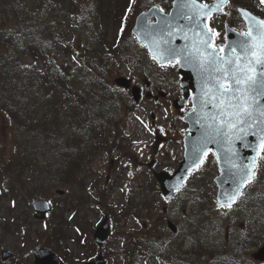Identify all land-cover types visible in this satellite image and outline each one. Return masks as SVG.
I'll return each mask as SVG.
<instances>
[{"label":"trees","instance_id":"1","mask_svg":"<svg viewBox=\"0 0 264 264\" xmlns=\"http://www.w3.org/2000/svg\"><path fill=\"white\" fill-rule=\"evenodd\" d=\"M116 1L42 0L35 9L23 0H0V118L14 134L13 153L7 160L15 166L10 180L30 195L35 190L48 196L54 188L76 181L82 170L91 171L94 156L112 147L110 141L122 127L127 103L119 89L110 85L108 72L114 69L118 51L132 53L130 28L136 13L150 2L127 0L120 15L121 9L111 12ZM230 4L264 17V4L256 0H230ZM64 20L72 24L70 41L57 26ZM100 31L104 36L110 34L109 42L102 43ZM75 40L85 42L79 53L72 46ZM60 46L76 59L84 58V63L91 61L96 71L93 78L79 76L70 65L58 63L53 51ZM28 56L41 60L45 71L29 63ZM55 83L65 93L63 97H69L66 104L60 103L62 99L52 103L47 90ZM213 158L208 153L195 171L199 175H190L166 204L153 170L141 177L133 193L125 197L122 209L113 213L117 223L133 217L140 222L138 229L120 235L131 254L141 252L160 261L166 246L163 239H168L166 258L170 263L186 256L197 264H227L228 253L245 260L264 243V179L248 185L231 208L218 207L214 185L207 178L214 171ZM255 171L258 173L257 167ZM101 188L95 187L96 198L104 202L106 188ZM170 219L178 222L175 234L167 228ZM241 227L248 228V235ZM177 236L182 240L172 246Z\"/></svg>","mask_w":264,"mask_h":264},{"label":"rangeland","instance_id":"2","mask_svg":"<svg viewBox=\"0 0 264 264\" xmlns=\"http://www.w3.org/2000/svg\"><path fill=\"white\" fill-rule=\"evenodd\" d=\"M23 1L35 9L42 2V0ZM146 1L157 3L160 6V0ZM126 2L127 0H117L114 2L111 8L112 14L119 13L121 9V15ZM66 21L64 20L63 23L57 22V26L60 27L59 29L64 39L70 41L73 29L72 24ZM221 21L222 19H220ZM116 24L118 26L119 22L117 21ZM100 33H102L103 37H100L103 39L102 43H105V41L109 42L110 34L107 32L106 34L104 33V36L103 32L100 31ZM84 44L85 42L80 40L72 42L74 50L78 53ZM54 55L60 63L70 65L79 76L83 75L93 78L94 72H96L93 71V63L91 61L84 63V58H74L70 52L64 49V46L58 47ZM31 58L33 57H29L30 63L32 61ZM35 64L41 70L44 69L41 60ZM158 69L159 66L146 55H143L141 60L136 61V58L132 55L128 53L120 55L119 52L118 56L115 57L114 69L108 72V77L112 84L116 77L124 76L129 79L131 78L133 83L135 82L144 86L146 79L150 80L154 76H160V70ZM56 85V83L54 87L50 85L51 88H48L47 92L54 95L55 102L63 99V102L66 103L69 97H63L65 93L57 90ZM129 97H126L127 101H130L131 97ZM11 130V127H7L4 124L1 117L0 264H32L31 251L34 246L49 247L53 252L61 256L66 264H83L86 260L95 257L98 252V249L93 245L91 233L102 219L104 213L101 215V212L112 213V211L105 207L104 203L103 206L96 203V201L94 204L90 203L93 200L88 197L86 184L91 183L100 172H102L103 178L106 177L109 174V172H106L108 170V163L114 164L111 168L113 172L110 170L107 183L111 182L113 178L117 179L120 171L118 170L119 163L124 166L130 164V166H135L136 168L141 166L146 167L149 163H153L154 167H156L155 170L175 169L182 155L181 141L185 133V126L181 121V116L175 114L172 105L166 99L160 101V97L147 99L144 96L139 102H136L128 116L124 119L121 129L122 133L119 134V138L111 141V151L101 154L97 161L93 163L92 172L96 168L95 173L93 175L88 171L86 173L83 172V175L80 173L75 182L73 181L69 186L63 187V190H65L63 195L54 194L53 191L48 195L49 199H52L57 205L55 206L56 210L52 214H49L46 219L49 233L41 232V228L45 226V223L34 221L31 215L32 208L30 202L33 196V198L38 196V193L33 190L34 192H31V196L29 193V196H25L22 188L10 180V177L13 176L11 173L15 172L14 161L10 163L7 161L13 153L11 144L14 134ZM160 134L167 138L166 142L160 143L158 141ZM258 163V168L261 171L260 177L264 175V160H258ZM217 172L215 169V171L208 174V180L212 181L218 174ZM197 175H199V172H196L193 176ZM16 180L18 182L17 178ZM21 182L22 180L19 181L20 184ZM25 184L31 185L29 182H25ZM62 202H65L66 206L69 203V206L64 209L60 208ZM122 202V193L119 190H114L107 203L110 204L113 210H118ZM174 219H177V217ZM175 223H178L177 220H175ZM74 227L76 229H73ZM138 227L139 223L133 218L123 223H111V235L103 246V254L108 264H144L143 257L139 255L133 258L134 254H131L128 246L120 240V235L123 231L136 230ZM79 230H81L82 234L78 232ZM83 230H86L84 231V235ZM3 250H9L13 255L10 259L2 262L1 252ZM127 256L128 261L125 259ZM131 256L132 258H130ZM150 264L155 263L150 262Z\"/></svg>","mask_w":264,"mask_h":264},{"label":"snow or ice","instance_id":"3","mask_svg":"<svg viewBox=\"0 0 264 264\" xmlns=\"http://www.w3.org/2000/svg\"><path fill=\"white\" fill-rule=\"evenodd\" d=\"M227 3L228 0H217L209 6L197 3V0H183L180 7L187 11L180 15L190 22L187 31L193 33L191 43L179 50L168 47L164 52L168 54V59L176 57L181 66L187 65L197 70L201 82L200 107L203 109L210 104L213 111L199 117L206 122V130L194 148L197 153H203L199 163H194V168L198 170L204 163L211 151L207 147L209 143L226 142L229 145L224 161L236 170L232 175L239 177V186L227 196V203L220 206L231 208L236 199L243 195L241 188L253 182L257 160H264V20L251 17L247 31L239 33L238 40L227 46L215 47L213 39L219 33L211 27L207 30L202 28L201 18L211 17L212 12L221 11ZM261 3L264 4V0ZM243 15L246 18L249 16L247 12ZM164 23L169 29L172 27L167 21ZM187 31L184 35L186 40L190 39ZM168 35L172 36L173 33L169 31ZM153 43L158 46V42ZM158 55L159 52H153L152 58L157 60ZM250 129H255L254 134L258 139L254 149L256 155L246 164H237L236 153L231 148L232 141L242 140Z\"/></svg>","mask_w":264,"mask_h":264},{"label":"water","instance_id":"4","mask_svg":"<svg viewBox=\"0 0 264 264\" xmlns=\"http://www.w3.org/2000/svg\"><path fill=\"white\" fill-rule=\"evenodd\" d=\"M183 0H174L173 8L169 15H164L160 13V10L156 6H152L147 11L141 12L135 20L134 27L132 28V33L139 42H143L150 55L153 52H159L160 55L157 56V61L162 64L166 63L168 60L173 61L175 57L168 59V54L164 52V49L171 47L173 49H183L186 44L191 43V38L193 33L187 31L190 22L187 19L181 18L180 13L186 12V9H182L180 4ZM217 0L212 4L216 3ZM199 3V2H197ZM241 13L242 18L246 22V25L250 22L251 17H255L252 13L245 9H238ZM247 12L249 16L246 18L243 13ZM212 13H220L212 12ZM154 17L155 21L150 22L149 19ZM205 18H201L200 26L205 29ZM257 20H261L255 17ZM165 21L172 25L169 29L165 25ZM183 29V30H181ZM206 30V29H205ZM228 32L229 43L237 40V35L233 33L230 29L226 28ZM173 33L172 36L168 35V32ZM185 31L190 39L186 40L184 38ZM154 41L158 42V46L154 45ZM167 42V43H166ZM211 50V49H209ZM180 65V64H179ZM179 72L183 75L181 86L183 98L175 102L177 108L184 106L185 100L188 96V89L193 88V99L192 107L193 109L188 112L183 117V122L187 125L188 134L183 138V158L180 161L177 169L172 175L167 172L161 171L155 173V177L160 185V189L166 198H170L174 189L181 187L183 180L186 178L190 170L194 169V163H199V158L203 156V153H197L194 148L198 145L202 135L206 130V122L203 119H199L205 113H211L213 111L211 105L201 109V82L197 70L191 66H181ZM117 84L123 87H129V81L125 78H119L116 80ZM195 84L194 87L192 85ZM132 94L134 100L139 98V89L134 87L132 89ZM264 103V100H262ZM195 107V111H194ZM203 125V126H202ZM255 129H250L247 136H244L242 140L234 139L231 144L232 150L236 153V163L240 164L248 163V161L256 155L254 150L258 145L257 136L254 134ZM243 135V133H238ZM208 148L212 149L217 156V163L219 168V175L214 178V182L217 186V203L218 205L227 203V196L234 192V190L239 186V177L233 176L232 173L235 169H231L230 166L224 161V156L229 145L226 142L221 144L209 143ZM219 158V159H218ZM34 207L39 211L49 210V206L45 202L34 201ZM44 217V216H42ZM170 228L175 231L174 227L170 224ZM109 234V225L106 223V218L100 223L96 228L93 237L98 245H102ZM10 253L4 252L3 258L10 256ZM35 263L34 264H62L57 256L52 254L46 249H39L34 252ZM255 257L259 260H264V246L261 247L255 254ZM87 264H104L102 256L99 254L93 261Z\"/></svg>","mask_w":264,"mask_h":264},{"label":"flooded vegetation","instance_id":"5","mask_svg":"<svg viewBox=\"0 0 264 264\" xmlns=\"http://www.w3.org/2000/svg\"><path fill=\"white\" fill-rule=\"evenodd\" d=\"M171 3H172V0L171 1L160 0V11L163 10L162 12L167 14L169 10L171 9ZM210 27H212L211 24H210ZM237 27L238 29L237 28L236 29L240 33L246 31L245 26L241 23L237 24ZM221 38H222V42L213 40V46L218 47L220 45H225V34H223ZM177 69H178L177 61L167 63L164 66L160 65V93H159L160 101L166 99L172 106H174L175 102L181 97V92H180V87H179L181 76L178 74ZM156 83H157L156 80L153 79V81L151 82L146 81L145 86L143 88L140 85L141 95L144 94L148 98L154 96V93L159 88V86L156 85ZM131 84L133 85L132 82ZM155 98H157V96H155ZM187 104L188 102H186L185 107L182 109L174 110L175 114L180 116L182 112H187L189 110L186 108ZM166 141H167L166 137L160 138V142H166ZM173 240H176V239L174 238ZM163 242H166V246L164 245L163 249H161L162 257L168 254V252L166 251V248L170 245L168 242V239H163ZM263 263L264 262L252 261L251 264H263Z\"/></svg>","mask_w":264,"mask_h":264}]
</instances>
